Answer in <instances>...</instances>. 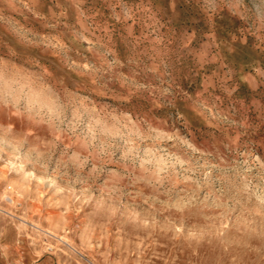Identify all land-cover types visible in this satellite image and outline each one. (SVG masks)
I'll return each instance as SVG.
<instances>
[{"label": "rangeland", "instance_id": "rangeland-1", "mask_svg": "<svg viewBox=\"0 0 264 264\" xmlns=\"http://www.w3.org/2000/svg\"><path fill=\"white\" fill-rule=\"evenodd\" d=\"M0 264H264V0H0Z\"/></svg>", "mask_w": 264, "mask_h": 264}]
</instances>
